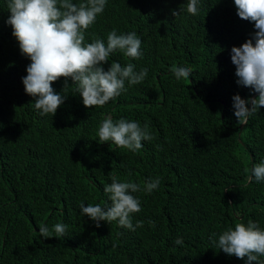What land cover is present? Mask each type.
<instances>
[{"label": "trees", "instance_id": "obj_1", "mask_svg": "<svg viewBox=\"0 0 264 264\" xmlns=\"http://www.w3.org/2000/svg\"><path fill=\"white\" fill-rule=\"evenodd\" d=\"M187 3L107 0L85 43L106 44L113 29L135 32L141 57L116 50L103 67L131 63L148 75L139 84L126 81V91L93 108L70 79L63 91L61 77L52 87L66 98L52 116L41 115L25 92L31 61L6 23L8 0H0V264H245L213 241L249 220L264 229V181L252 172L264 161V107L239 129L232 99L254 92L237 84L231 60L254 23L237 15L234 0H199L196 15ZM178 67L190 70L189 79L175 77ZM122 118L147 124L152 139L135 152L99 141L102 122ZM113 178L141 188L133 193L141 211L131 221L142 227L134 231L118 220L97 227L81 214V202L110 205L104 187ZM157 178L158 188L145 192V182ZM58 223L66 225L60 237Z\"/></svg>", "mask_w": 264, "mask_h": 264}, {"label": "clouds", "instance_id": "obj_2", "mask_svg": "<svg viewBox=\"0 0 264 264\" xmlns=\"http://www.w3.org/2000/svg\"><path fill=\"white\" fill-rule=\"evenodd\" d=\"M107 0H86L75 4L73 0H8L10 16L6 23L12 27V35L17 39L21 54L27 56L31 63L27 66V75L22 78L26 94L35 98L34 107L41 115H55L63 105L66 96L56 93L52 87L61 77L65 79L64 89L76 85L78 94L82 97L85 107L103 106L113 98L126 91L125 82L130 85L139 84L148 75V70L142 68L135 71L134 64L122 66L112 61L105 71L103 64L109 62L110 54L120 50L124 55L138 59L141 40L135 32L117 34L113 29L108 33L107 43L102 39H94L85 43V30L95 22L98 14L105 8ZM199 0H188L187 12L198 13ZM237 15L246 21L254 23V34L241 46H233L231 60L236 66L237 84L252 89L258 95L253 98H242L239 94L233 96L234 115L242 125L248 118L264 107V0H234ZM173 10V16L179 15ZM174 75L179 80L191 76L189 69L174 68ZM251 104V108L248 105ZM99 141L112 142L130 151L142 147V141L151 140L148 125L140 126L139 122L120 119L113 122L105 119L98 130ZM256 182L264 181V161L252 169ZM159 179H149L143 190L151 193L158 188ZM138 184L133 182H118L116 178L105 185L104 192L109 194L110 205L101 207L81 202V214L87 215L97 223L117 221L121 227L135 230L142 227L137 222L135 227L131 214L141 211L140 201L133 193L140 191ZM57 237L63 236L66 225L54 226ZM42 237L49 238V229L41 226ZM216 234L214 233L213 236ZM182 245L181 238L174 242ZM216 246L229 256L244 260L245 264H264V229L249 220L247 224L237 223L229 227L218 237Z\"/></svg>", "mask_w": 264, "mask_h": 264}, {"label": "water", "instance_id": "obj_3", "mask_svg": "<svg viewBox=\"0 0 264 264\" xmlns=\"http://www.w3.org/2000/svg\"><path fill=\"white\" fill-rule=\"evenodd\" d=\"M255 94H256V93H255V92H253V93H252L250 96H251V97H254V95H255ZM217 100H219L221 103H224V99H223V98H221V97H218V98H217ZM250 106H251V104H249V105H248V107H249V108H250ZM221 116H222V114H221ZM242 126H243V125H242V124H240V125H239V129H241V128H242ZM237 217H240V216L238 215Z\"/></svg>", "mask_w": 264, "mask_h": 264}]
</instances>
